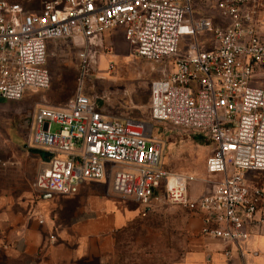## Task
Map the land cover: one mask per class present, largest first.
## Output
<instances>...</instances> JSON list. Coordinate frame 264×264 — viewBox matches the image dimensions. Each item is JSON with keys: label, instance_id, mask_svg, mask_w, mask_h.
I'll return each instance as SVG.
<instances>
[{"label": "built area", "instance_id": "1", "mask_svg": "<svg viewBox=\"0 0 264 264\" xmlns=\"http://www.w3.org/2000/svg\"><path fill=\"white\" fill-rule=\"evenodd\" d=\"M197 7L228 26L194 19ZM112 31L135 57L165 69L150 86L152 122L108 117L101 100L85 94ZM207 35L209 50L199 46ZM184 37L193 40L187 48ZM61 40L82 47L78 88L65 106L34 112L29 146L42 155L34 193L70 198L111 176L118 198L148 208L163 193L169 205L201 216L202 237L222 243L228 261L244 259L247 229L264 206V191L246 181L248 172H264V89L252 86L264 76V0H51L40 12L0 0V98L18 102L27 91L48 90V44ZM153 123L208 137L206 172L222 176L210 192L193 199L196 178L163 169Z\"/></svg>", "mask_w": 264, "mask_h": 264}, {"label": "rangeland", "instance_id": "2", "mask_svg": "<svg viewBox=\"0 0 264 264\" xmlns=\"http://www.w3.org/2000/svg\"><path fill=\"white\" fill-rule=\"evenodd\" d=\"M5 1L40 12L51 0ZM122 36L121 32L107 37L103 48L98 49V71L87 78L85 94L101 100L115 115L152 122L150 86L163 76L165 69L161 64L135 57ZM191 42L192 38H182L183 48ZM81 48L71 41L53 42L48 48L47 59L51 76L49 89L27 91L18 102L0 98V187L13 189L17 197L34 194L33 183L40 167L38 151L29 146L34 112L40 106L63 107L73 99L78 88ZM109 65L114 69L110 71ZM255 77L252 86L264 89V76L257 74ZM153 124L155 135L164 143L163 169L170 174L195 177L197 181L189 189L192 197L210 191L213 182L220 181V177H210L206 172V162L212 154L208 137ZM58 129L55 124L51 126L52 132ZM111 182L109 176L99 185L110 188ZM199 239L194 215L169 205L161 193L144 212V217L119 236L116 264H184L188 256L195 253Z\"/></svg>", "mask_w": 264, "mask_h": 264}, {"label": "crops", "instance_id": "3", "mask_svg": "<svg viewBox=\"0 0 264 264\" xmlns=\"http://www.w3.org/2000/svg\"><path fill=\"white\" fill-rule=\"evenodd\" d=\"M201 17L211 19L217 27L228 26V21L218 12L197 7L193 18ZM120 33L105 34L103 44L107 37ZM210 40V35L202 36L199 46L211 49ZM98 108L108 117H129L113 114L101 101ZM39 155L41 164L42 155ZM246 181L264 191V172H248ZM102 182L83 185L77 196H51V199L32 192L17 197L13 189L0 187V264H116L119 236L141 220L147 208L118 198L113 193L112 182L110 188L100 186ZM194 217L200 239L195 253L184 264H264V206L247 229L249 239L243 245L244 259L235 255L232 261L225 258L222 243L202 237L201 216Z\"/></svg>", "mask_w": 264, "mask_h": 264}, {"label": "water", "instance_id": "4", "mask_svg": "<svg viewBox=\"0 0 264 264\" xmlns=\"http://www.w3.org/2000/svg\"><path fill=\"white\" fill-rule=\"evenodd\" d=\"M43 199H51L50 195L43 196Z\"/></svg>", "mask_w": 264, "mask_h": 264}, {"label": "flooded vegetation", "instance_id": "5", "mask_svg": "<svg viewBox=\"0 0 264 264\" xmlns=\"http://www.w3.org/2000/svg\"><path fill=\"white\" fill-rule=\"evenodd\" d=\"M29 123H30V120L27 121V124H29Z\"/></svg>", "mask_w": 264, "mask_h": 264}]
</instances>
